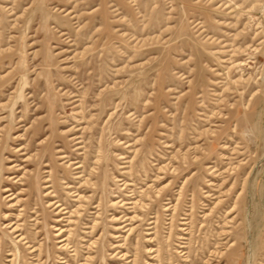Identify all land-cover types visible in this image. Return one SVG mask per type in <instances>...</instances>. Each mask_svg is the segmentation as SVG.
<instances>
[{
  "label": "rangeland",
  "instance_id": "374dc122",
  "mask_svg": "<svg viewBox=\"0 0 264 264\" xmlns=\"http://www.w3.org/2000/svg\"><path fill=\"white\" fill-rule=\"evenodd\" d=\"M0 264H264V0H0Z\"/></svg>",
  "mask_w": 264,
  "mask_h": 264
},
{
  "label": "bare ground",
  "instance_id": "6f19581e",
  "mask_svg": "<svg viewBox=\"0 0 264 264\" xmlns=\"http://www.w3.org/2000/svg\"><path fill=\"white\" fill-rule=\"evenodd\" d=\"M25 55V54H24Z\"/></svg>",
  "mask_w": 264,
  "mask_h": 264
}]
</instances>
